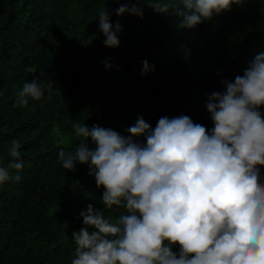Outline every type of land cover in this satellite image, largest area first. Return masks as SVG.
Instances as JSON below:
<instances>
[{"label": "trees", "instance_id": "1", "mask_svg": "<svg viewBox=\"0 0 264 264\" xmlns=\"http://www.w3.org/2000/svg\"><path fill=\"white\" fill-rule=\"evenodd\" d=\"M127 3L0 0V166L11 159L12 140L23 161L21 179L0 184V264H71L80 213L103 207L89 167L68 171L59 160L61 149L74 151L84 139L74 124L127 137L138 118L154 129L161 117L188 116L211 132V94L225 92L222 81L234 82L264 53V0L232 5L191 29L177 14L180 0H140L142 17H118ZM105 9L113 30L121 25L116 48L105 47L100 30ZM33 79L50 89L20 105L18 92ZM260 172L264 181V165ZM124 212L113 206L105 215L115 223Z\"/></svg>", "mask_w": 264, "mask_h": 264}, {"label": "clouds", "instance_id": "2", "mask_svg": "<svg viewBox=\"0 0 264 264\" xmlns=\"http://www.w3.org/2000/svg\"><path fill=\"white\" fill-rule=\"evenodd\" d=\"M139 2L128 0L116 15L142 17ZM245 2L180 0L176 9L191 29ZM99 25L105 47H118L121 25L117 21L113 30L106 9ZM222 83L226 91L213 92L206 105L211 132L188 116L161 117L154 129L138 118L127 137L110 128L73 125L84 139L74 151L61 149L59 160L68 171L87 165L104 191L101 209L88 205L80 213L83 227L72 233L71 264H264V53L234 82ZM46 89L49 84L33 79L17 100L39 101ZM20 149L18 140L10 142L0 184L21 179ZM113 206L125 209L115 223L105 215Z\"/></svg>", "mask_w": 264, "mask_h": 264}]
</instances>
